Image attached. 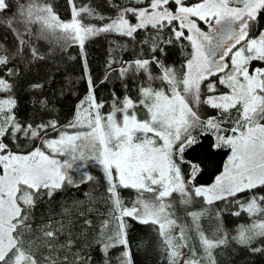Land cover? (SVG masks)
I'll return each mask as SVG.
<instances>
[{
  "label": "snow or ice",
  "instance_id": "1",
  "mask_svg": "<svg viewBox=\"0 0 264 264\" xmlns=\"http://www.w3.org/2000/svg\"><path fill=\"white\" fill-rule=\"evenodd\" d=\"M67 2L71 18L62 20L41 0H0V24L17 38L15 53L0 46V93L7 94L0 95V264H95L94 248L102 264H137L129 220L155 226L164 264H217L216 250L230 239L264 254V0H129L115 5L111 17L77 6L76 0ZM13 8L11 16H4ZM88 18L107 22L97 26L85 23ZM33 25L40 38L74 42L81 50L100 33L136 40L141 32H155L137 41L149 45L148 58L120 61L121 67L112 69L121 78L142 74L136 96L113 93L102 111L106 102L96 96L82 53L87 93L73 119L64 125L20 120L17 100L10 95L11 78L19 73L9 64L28 46L23 37L31 35ZM173 45L187 48L179 70L162 58ZM28 51L33 60L44 59L35 47ZM44 87L30 85L32 90ZM201 105L216 114L202 116ZM221 150L228 152L221 170L211 183H197ZM60 155L68 159H57ZM87 160L102 166L107 182L110 208L98 233L91 240L86 231L74 233L71 219L50 218L33 227L39 202L94 179L83 172L77 181L71 174L77 161ZM124 190H133L135 198L126 203ZM196 199L206 207L188 211ZM217 202L235 204L232 215L243 212L251 223L238 224L229 236L219 222L206 234L200 218ZM181 206L190 226L179 222ZM92 211L85 206L76 213L85 229L92 225L87 219ZM221 211H216L218 221ZM118 248L122 251L111 256Z\"/></svg>",
  "mask_w": 264,
  "mask_h": 264
},
{
  "label": "trees",
  "instance_id": "2",
  "mask_svg": "<svg viewBox=\"0 0 264 264\" xmlns=\"http://www.w3.org/2000/svg\"><path fill=\"white\" fill-rule=\"evenodd\" d=\"M41 2L50 3L62 20L71 18V8L67 0H41ZM76 3L77 6L87 5L95 8L101 15L111 17L115 15V5H127L129 0H76ZM14 12L13 8V12H6L4 16H11ZM89 20L97 25L103 22L94 18L85 19V22ZM14 27L19 28L21 32L24 31L22 25ZM201 27L205 28V25L201 23ZM146 35L154 37L155 32H141L136 40L115 33H100L87 39L83 50H81L79 45L74 42L66 43L51 36L47 39L40 38L39 27L33 25L31 35L23 37L28 41V46H25L20 56L9 64V67H14L19 73L10 81L14 84L10 95H13L17 100L15 109L17 117L28 123L56 120L64 125L71 121L77 104L87 93V83L83 78L85 66L82 53L86 55L87 70L94 84L97 85V98L108 103L113 93L120 97L125 94L135 97L138 85L143 82L142 74L129 73L128 76L121 78L119 73L112 69L121 67L120 61L131 62L138 58H148L151 55L149 45L137 43V41L143 40ZM0 46L10 53H15L17 50L16 36L3 24H0ZM29 46L35 47L44 59L33 60L28 51ZM167 51L168 56L162 57L165 62L174 65L178 70L181 69L185 60L183 53L187 51V48L173 45L169 46ZM113 61H117V63H113ZM110 64L111 67H109ZM105 75L108 76V79L101 83ZM33 83H43L45 87L40 90H32L30 85ZM0 95L7 94L0 93ZM41 100H46V105L42 106ZM200 114L202 116L215 115L216 110L203 105ZM54 133L51 132L50 135ZM210 141L211 137L205 140V144L207 145ZM32 146L31 144L27 145L28 148ZM227 155V150L214 153L213 164L205 169V173L197 180V183H211L214 175L221 170ZM92 176L94 177L92 181L80 184L79 187H66L52 198H45L39 202L33 211V227L46 223L50 218L53 222L71 219L74 224L73 232L78 234L82 230L86 231L88 240H91L100 230L101 223L108 218L107 214L110 208L107 203V182L104 175L100 170H96ZM133 194V190L122 191V197L126 203L133 197ZM81 201L84 202V206L78 203ZM85 206L93 208V211L87 215V219L92 221V225L86 229L83 228L84 218L76 215L78 211H83ZM65 209L68 210L67 214L63 212ZM220 209H223L220 212V218L224 222L222 223L224 230L229 233V236L235 235L238 224L251 223V219L243 212L240 216L232 215L238 210L235 204L217 202L211 210L216 212ZM129 223L132 225L130 234L133 241L134 259L137 264H164L161 242L155 226L142 225L131 220ZM37 243L39 242L37 241ZM120 251L122 249H114L110 255L115 257ZM215 254L217 264H264V254L252 253L231 239L228 244L217 249ZM92 255L95 264H102L98 249L94 248Z\"/></svg>",
  "mask_w": 264,
  "mask_h": 264
},
{
  "label": "rangeland",
  "instance_id": "3",
  "mask_svg": "<svg viewBox=\"0 0 264 264\" xmlns=\"http://www.w3.org/2000/svg\"><path fill=\"white\" fill-rule=\"evenodd\" d=\"M106 22L107 21L105 20L102 23H100L99 25L106 23ZM85 23L95 24V23H92L90 20L88 22H85ZM99 25H97V26H99ZM205 28H206V26H205ZM225 90L226 89H224L223 87L219 88V91H221V92L225 91ZM98 100H103V99L98 98ZM103 101H105V100H103ZM202 107H203V105H201L200 110H202ZM107 110H108V103L106 102L105 108L102 111H107ZM55 135H56V133L52 134L51 136L54 137ZM56 158L60 159V160L68 159V157L65 155H60V156H57ZM84 164H86L87 166L84 167L83 166ZM77 165H80V167L77 168ZM96 170H100L101 173L104 175V172L102 170V166H100L98 162H95L92 160H87L85 162L77 161L76 164H74L73 169L71 170V174L78 181L81 173L87 172L89 175H92ZM135 195L136 194L134 192L133 197L131 199H134ZM205 207L206 206L204 205L202 200L196 199V200H194L192 205H190L188 207V211H200L201 209H203ZM177 216L180 218V220H179L180 223L187 224L189 226L191 225V218L187 216L186 212L183 210V206H181L180 210L177 211ZM219 222L224 223L221 220V218H220V221H218L217 216H216V212H214L212 210H210L207 214H205L204 216H202L200 218V226L205 231V233L208 235L212 234V232L215 230V228L217 227Z\"/></svg>",
  "mask_w": 264,
  "mask_h": 264
}]
</instances>
